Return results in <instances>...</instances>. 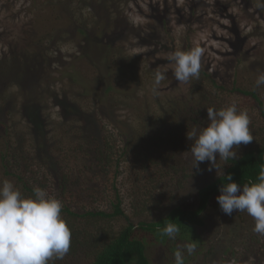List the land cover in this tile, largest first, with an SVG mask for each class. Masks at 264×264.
<instances>
[{
    "label": "rangeland",
    "instance_id": "obj_1",
    "mask_svg": "<svg viewBox=\"0 0 264 264\" xmlns=\"http://www.w3.org/2000/svg\"><path fill=\"white\" fill-rule=\"evenodd\" d=\"M259 2L264 0H0V70L1 64L18 66L0 71L1 118L11 125L18 154L36 149L43 140L25 118L23 103L38 94L30 107L47 115L50 143L39 152L41 160H34L36 186L47 179L44 188L78 214L113 212L119 195L134 222L157 221L179 205L196 206L198 189L230 165L217 156L219 175L215 168L208 171L209 162L193 169L192 141L186 133L207 126V107L218 110L236 102L247 111L254 139L239 147L237 157L264 139V115L257 101L239 91L257 92L264 103V87L254 88L264 72V8L257 7ZM153 7L170 10L164 40L149 39ZM114 34H120L119 40L110 41L108 51V37ZM193 47L204 50L200 77L179 83L168 56ZM107 65L115 71L111 100L100 93ZM157 72L165 79L154 94ZM34 73L39 75L37 92L29 98L31 85L23 91V84L31 83ZM76 107L84 113L81 120L63 115ZM91 112L100 120L89 124L91 136L82 139L84 130H71L69 124L86 125L85 114ZM169 132L177 143H162L154 151L161 146L150 143V135ZM46 158L50 164L44 163ZM22 161L12 171L18 174ZM51 163L56 170L49 172ZM3 164L0 160V183L8 179L18 186L13 176L5 175ZM64 175L66 190L58 183ZM203 216L206 248L191 264H264V236L253 231L255 220L246 212L225 215L214 203ZM78 219L76 228L98 230L91 218ZM126 221L122 216L100 219L98 228L116 231ZM81 251L49 264H89L91 256Z\"/></svg>",
    "mask_w": 264,
    "mask_h": 264
},
{
    "label": "trees",
    "instance_id": "obj_2",
    "mask_svg": "<svg viewBox=\"0 0 264 264\" xmlns=\"http://www.w3.org/2000/svg\"><path fill=\"white\" fill-rule=\"evenodd\" d=\"M150 14L154 20L153 23L147 25V27L149 28V32H151V34L149 33V35H151V37L149 38L150 41L164 40V36L162 37V29H165V31L168 29L170 10L168 8L159 10L158 7H153ZM104 25L103 28L105 29L106 25ZM104 29H101L99 35H103ZM81 31L83 33L85 32L83 30ZM126 31L127 29L124 28L123 32ZM119 37L120 34H114L111 35L110 38L108 37L109 42H107L108 44L106 45L108 51H110V48H112V44L110 43V41L114 43L116 39L119 40ZM13 64L15 63L12 62L9 66L1 64L2 68L0 71L4 73V71H6L7 69L18 67L17 65L11 66ZM106 69H108L107 73H105V75L103 74L104 76L102 75L101 81L102 86L100 93L103 95L102 98H104V96L110 97V94L116 89V81L114 80L113 75L115 71L108 65ZM37 74L29 76V79H31V83L28 82L23 84V91H25L26 88L28 90L29 86L31 85V89L27 91L29 92V98L33 97V92H37L36 85L39 79V75ZM23 77H25V74ZM18 80H22V75L18 78ZM75 81H77V79H75ZM239 91L242 94H246L247 96H254L261 109L262 114L264 115V103L263 100L258 96L257 92H250L241 89H239ZM86 93L90 94V92L88 91H86ZM37 97L38 94L32 99H29L28 102L25 101L23 103V113L25 114V118L27 119V121L36 128V130L38 131L37 134L39 136L41 135L43 140L40 141L39 144H37L38 146H36V149L29 150L28 148V150L26 151L23 150L24 153L22 154L17 153L18 150H21L19 149L20 147L15 148L13 145V136L10 128L11 125L10 123H7L8 121L5 122L2 120L1 114L3 109L0 107V160L2 161V164L5 163V165L3 164L5 175L13 176V178L18 181L17 185L20 187L21 191H23L27 195L32 194V189L34 186H36L35 182H37V180H35L34 177L31 176L32 174H34V160L39 158V152L42 151V149H44V145L49 142L47 136V115H44L43 113L40 115L39 112H37L36 114V112H33L35 110H32V107H30L32 103L36 102ZM90 97L92 98V100L94 99V96ZM111 99L112 97L109 98V100ZM103 108L107 109L104 106ZM108 110L111 111V107H109ZM108 110L106 111L107 117H109L110 115ZM106 113L104 114L106 115ZM63 115L74 120H81L80 117H83L84 113L76 107L72 109H66L63 112ZM94 117L95 113H86V125L84 122V125L82 127L76 126L75 124H69V126L71 127V130H84L81 137L83 139L84 135L87 133L91 136V133H89L91 131L88 128L89 124L93 121L97 122L100 120L98 119V117L96 119H94ZM196 125L197 122L195 123V126ZM176 138L177 137L174 136L173 132H169L167 134L159 136H156L154 134L150 135V139L148 141L150 143L152 142V144L155 143L156 145L161 146L160 148L150 145L154 147V151H159L163 147L162 143L172 145L176 144ZM58 145L60 144L58 143L56 146ZM110 145L108 147L109 149L111 148ZM78 146L80 147V144H78ZM73 148L78 149L77 146H74ZM69 150L74 151L72 148H69ZM62 151L65 150L62 148ZM32 152L34 154H32ZM49 156L51 159L55 157L53 154H50ZM19 159H23V161L18 163L21 166L19 167L17 174L12 171V168L14 167L13 165L15 164V162H17ZM50 162L51 161H48V158H46L44 163L50 164ZM229 163L230 165L226 168L225 172L220 175L222 178L225 174L231 173L233 179L237 181L241 185V187L249 180L255 182L261 167H264V139L259 147L244 150L240 157H237L234 161L230 160ZM7 168H9V170H7ZM52 168L55 169V167L51 163V165H49L48 167V171L51 172L50 170ZM220 176H217L216 179H212V181L198 189V201L196 206H176L172 210H170L168 214L157 221L134 222L130 220L121 206L122 200L119 195L116 196V202L113 203V212L97 210L88 211L84 214H78L70 210L69 207H63L62 215L66 219V222L72 230V242L67 256L75 255L79 252H82L81 250L85 249L88 252L87 254H89L92 258L89 264H174L175 250L177 248H182L185 243L195 242L197 244L196 251L192 255H188L185 250L184 255L185 264L196 262L198 255L201 254L202 251L206 248V241L202 232L205 226V218L203 215L211 204L217 203L216 197L220 194L219 188L223 182ZM66 179V175H64L61 180L58 179L59 187L63 188V190L67 189L66 184L68 183V181ZM43 180L44 181L42 182L46 183L47 179ZM45 183H41L40 187L44 188ZM116 216L125 217L127 220L126 224L121 226L116 231H113V229L108 228L105 225L98 228V221H100V219H112ZM85 217L89 219L91 218V222L93 223L94 227H97L98 229L96 232H94V230L88 231L87 229L85 231H82L81 229L76 228V223L79 220L78 218ZM94 218L96 219L93 221ZM96 221L97 223H95ZM169 222L176 223L180 226L181 231L175 239L168 238L161 234V229H163ZM87 223L89 224L90 221L87 220Z\"/></svg>",
    "mask_w": 264,
    "mask_h": 264
},
{
    "label": "clouds",
    "instance_id": "obj_3",
    "mask_svg": "<svg viewBox=\"0 0 264 264\" xmlns=\"http://www.w3.org/2000/svg\"><path fill=\"white\" fill-rule=\"evenodd\" d=\"M264 8V2L257 3ZM204 50L193 47L190 50L177 49L168 56L174 64L176 81L186 83L199 79L201 58ZM165 76L157 72L152 91L158 89ZM264 87V72L255 80L254 88ZM207 126L192 128L186 133L192 141L190 152L193 169L209 162L208 171L213 168L219 173L218 159L234 161L237 150L254 139L250 130V119L246 110L239 109L232 102L220 109L207 107ZM219 175V174H218ZM220 176V175H219ZM216 197L220 210L231 216L234 211L246 212L255 220L253 231L264 236V167H261L255 182L249 180L243 186L225 174ZM63 203L47 189L34 186L31 195H25L14 182L4 179L0 183V264H49L54 259H63L69 252L72 230L62 215ZM180 226L169 222L161 234L175 239ZM197 248L195 242H188L174 252V264H185L186 250L192 255Z\"/></svg>",
    "mask_w": 264,
    "mask_h": 264
}]
</instances>
